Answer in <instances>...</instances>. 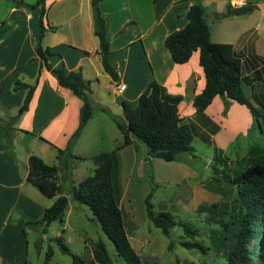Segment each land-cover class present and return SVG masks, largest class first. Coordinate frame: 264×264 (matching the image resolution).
<instances>
[{"label":"crops","instance_id":"1","mask_svg":"<svg viewBox=\"0 0 264 264\" xmlns=\"http://www.w3.org/2000/svg\"><path fill=\"white\" fill-rule=\"evenodd\" d=\"M232 1H241L239 8H253L245 15L230 14L239 9L231 7ZM36 2L0 0V241L4 240L3 244L14 241L27 222L41 219L44 210L58 196L65 195L63 183L55 196L42 195L27 181V161L33 155L47 165H58L57 150L67 148L79 124L81 101L58 85L36 54L42 7L47 30L40 45L56 54L48 57L49 64L66 71L80 70L89 87L90 102L99 106L105 104L103 100L107 97L106 104L114 105L123 117L120 103L133 106L147 85L154 82L167 95L181 98L178 110L183 123L190 124L204 143L216 142L220 148H226L244 120L249 122L248 126H257L255 120L246 107L219 96L203 113L196 114L191 102L204 87L199 53L194 52L184 64H175L163 46L166 36L186 25L189 7L199 2L210 40L232 45L240 61L245 95L264 116V0H157L155 3L153 0H100L98 7L105 21L109 63L116 71V81L104 72L97 54L91 0H44L42 6L34 8ZM102 79L107 81L101 89ZM17 83L34 87L27 110L22 113L19 109L27 90L15 89ZM121 85L125 88L119 91L117 86ZM182 107L186 109L183 112H187V119L183 117ZM91 120L92 115L73 142L71 154L82 158L74 159L80 163L91 161L99 153H112V182L116 192L124 194V200L135 170L140 172L143 161L149 159L147 151L143 155L135 138L122 147L120 133L111 137L108 151L100 147L89 150L91 145L98 144L100 136L79 146ZM259 132L264 135V130ZM49 151H53L54 164L46 163ZM80 178H76L75 184L86 177ZM13 214H16L15 224L9 225L7 221Z\"/></svg>","mask_w":264,"mask_h":264},{"label":"trees","instance_id":"2","mask_svg":"<svg viewBox=\"0 0 264 264\" xmlns=\"http://www.w3.org/2000/svg\"><path fill=\"white\" fill-rule=\"evenodd\" d=\"M157 0H153L155 3ZM44 0H37L33 6H42ZM100 0H91L93 12V35L98 42L97 54L100 56L104 72L112 81L117 74L109 63V43L106 39L105 21L100 15ZM252 6L235 9L230 14L245 15L251 12ZM45 10L42 7L39 19L36 54L40 63L57 80L58 85L69 90L82 105L79 112V124L69 139L66 149L57 150L58 165H47L40 158L30 156L27 161V181L36 187L46 197H53L61 190V183L70 177L66 164L74 157L70 148L77 139L84 125L92 115L89 100V87L84 81L81 71H66L64 68H53L48 57L56 55L51 49H43L40 45L45 31ZM186 25L165 37L163 46L170 59L175 64L188 62L194 52L199 53L198 64L202 70L204 87L192 100L191 106L196 114L203 113L217 96L246 107L260 131L264 124V116L248 100L242 87L240 61L235 56L232 45L213 43L210 40L209 27L204 18V10L198 2L189 7L186 14ZM15 89L27 90L24 101L19 109L27 110L32 98L34 87L17 83ZM180 97H172L165 93L156 83L151 82L132 106L121 102L123 117L112 115L105 107L100 111L110 117L115 127L122 135V147L129 145L135 138L146 146L147 155L166 163L173 162L179 154L193 153L191 143L195 134L190 124L183 123L179 114ZM226 106V104H225ZM204 141H207L203 138ZM221 155V154H220ZM94 164L92 175L84 178L76 187L70 188L72 200L85 205L98 223L103 234L111 241L114 250L125 264H142L140 256L131 247L125 232L122 213L118 206L116 189L112 182V153H99L90 158ZM213 174L219 175L221 181L234 192L236 210L227 215L223 207L215 214L207 217L217 226L210 231L211 239L219 251L223 252L225 264H264V147L252 146L247 156L233 161L229 158L215 156ZM66 168V169H65ZM217 183L219 179H215ZM147 196L145 201L146 216L155 228L164 235L174 227H180L185 237L193 238L196 231L191 223L175 220L168 212L153 213ZM68 199L65 195L58 196L50 207L44 210L41 219L27 222L26 226L40 231L44 235L52 222L63 224ZM216 209V206H211ZM211 212V211H210ZM62 254L72 258V264H82L81 260L66 247L62 234L53 239ZM169 244L168 249H171ZM180 246L187 250H198L205 253L206 247L199 242H181ZM38 248V245H37ZM255 254V255H254ZM51 256L48 249L46 260ZM93 258L99 264H108L105 248L97 243L93 250Z\"/></svg>","mask_w":264,"mask_h":264},{"label":"rangeland","instance_id":"3","mask_svg":"<svg viewBox=\"0 0 264 264\" xmlns=\"http://www.w3.org/2000/svg\"><path fill=\"white\" fill-rule=\"evenodd\" d=\"M106 81L101 80V89L106 85ZM107 99L106 97L103 100L105 104L101 103L99 106L91 101L92 120L79 146L100 136L101 139L96 141L98 144L91 145L89 150L100 147L108 151L111 137L119 135L110 117L100 111L104 106L112 115L122 117L114 105L106 104ZM181 110L186 111L185 107ZM183 113V117L187 119V112ZM248 118L251 120L249 113ZM248 123L244 120L233 142L227 143L226 148H220L216 142L213 145L210 141L204 143L195 132L191 143L193 153L179 154L170 163L148 157L149 159L143 161L142 170L140 172L135 170L132 175L131 189L128 190L124 200V194H120L118 190L116 196L123 214L125 232L131 247L140 256L142 264H225L223 252L219 251L211 239L210 231L217 226L207 217L217 213L220 206L227 215L230 214L231 208L235 211V195L229 186L221 181L219 175L213 174L212 166L215 164L218 170L221 168L214 161L215 156L223 154L232 161H228L229 166L232 167L233 161L247 156L252 146L264 147V135L259 132L257 126L252 124L248 126ZM252 123L254 124L253 119ZM138 142L144 155L147 151L146 146ZM49 152V157L45 158L46 163H56L51 160L53 151ZM139 153L141 155V151ZM66 164L71 176L66 177L63 182V188L66 189L65 196L68 199L63 224L52 222L44 235H41L39 230L34 231L26 225L23 226L18 233L16 232L18 236L14 241L7 245L2 243L4 240L0 241V264H72V258L62 254L53 241L60 234L66 247L81 260L82 264H99L93 258V250L97 243L104 245L108 264H125L117 256L113 244L103 234L89 209L72 200L70 188L78 185L75 184L77 177L92 175L93 163L89 160L79 163L69 158ZM215 179H219L220 182L217 183ZM147 196H150L148 201L153 213L168 212L177 221L191 223L196 236L191 239L185 237L180 227L172 228L168 235L155 228L146 216ZM211 206H216V209H211ZM15 218L16 214H13L7 223L14 225ZM22 230L27 235L24 236ZM42 237L45 239L43 240ZM181 242H199L207 249L205 253L195 249L187 250L180 246ZM169 244H172L171 249H168ZM49 248L51 256L45 261Z\"/></svg>","mask_w":264,"mask_h":264},{"label":"built area","instance_id":"4","mask_svg":"<svg viewBox=\"0 0 264 264\" xmlns=\"http://www.w3.org/2000/svg\"><path fill=\"white\" fill-rule=\"evenodd\" d=\"M241 6H242V2H241V1H232V2H231V7H232V8H239V7H241ZM124 88H125V86H123V85H121V86H117V89H118L119 91L124 90Z\"/></svg>","mask_w":264,"mask_h":264}]
</instances>
